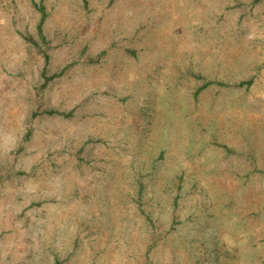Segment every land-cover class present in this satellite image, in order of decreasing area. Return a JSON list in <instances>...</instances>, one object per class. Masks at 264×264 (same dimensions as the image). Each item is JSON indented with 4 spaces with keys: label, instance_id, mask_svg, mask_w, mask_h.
Listing matches in <instances>:
<instances>
[{
    "label": "rangeland",
    "instance_id": "rangeland-1",
    "mask_svg": "<svg viewBox=\"0 0 264 264\" xmlns=\"http://www.w3.org/2000/svg\"><path fill=\"white\" fill-rule=\"evenodd\" d=\"M0 264H264V0H0Z\"/></svg>",
    "mask_w": 264,
    "mask_h": 264
},
{
    "label": "trees",
    "instance_id": "trees-1",
    "mask_svg": "<svg viewBox=\"0 0 264 264\" xmlns=\"http://www.w3.org/2000/svg\"><path fill=\"white\" fill-rule=\"evenodd\" d=\"M256 2H260V1H262V0H255ZM36 7L39 9V11L41 12V14H42V19H41V22H40V24H39V26H38V30H39V33H40V35H42V25L44 24V22H45V20H46V12H45V7L43 6V5H37L36 4ZM46 60H48V57H46ZM54 77H57V76H54ZM252 84V82L250 81V82H248L247 83V85H251ZM242 86L243 85H245V84H241ZM204 88H205V86H204Z\"/></svg>",
    "mask_w": 264,
    "mask_h": 264
}]
</instances>
